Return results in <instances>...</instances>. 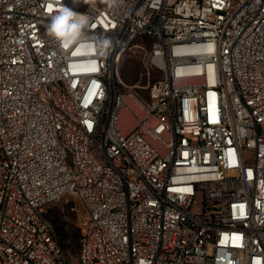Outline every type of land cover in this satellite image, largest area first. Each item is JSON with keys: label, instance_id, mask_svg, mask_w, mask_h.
<instances>
[{"label": "built area", "instance_id": "1", "mask_svg": "<svg viewBox=\"0 0 264 264\" xmlns=\"http://www.w3.org/2000/svg\"><path fill=\"white\" fill-rule=\"evenodd\" d=\"M64 195L79 264H264V0H0V264L72 263Z\"/></svg>", "mask_w": 264, "mask_h": 264}, {"label": "rangeland", "instance_id": "2", "mask_svg": "<svg viewBox=\"0 0 264 264\" xmlns=\"http://www.w3.org/2000/svg\"><path fill=\"white\" fill-rule=\"evenodd\" d=\"M150 45V40L135 41L121 53L116 65L121 80L127 85H137L135 90L143 99L147 98L148 86L161 75L159 71L148 74L144 68ZM43 213L71 257V264H79L78 239L88 221L84 204L74 195H64L45 206Z\"/></svg>", "mask_w": 264, "mask_h": 264}, {"label": "trees", "instance_id": "3", "mask_svg": "<svg viewBox=\"0 0 264 264\" xmlns=\"http://www.w3.org/2000/svg\"><path fill=\"white\" fill-rule=\"evenodd\" d=\"M65 250V249H64Z\"/></svg>", "mask_w": 264, "mask_h": 264}]
</instances>
